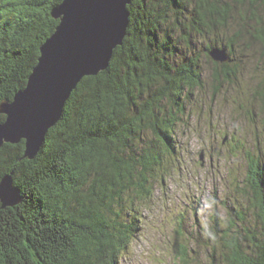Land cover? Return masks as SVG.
<instances>
[{
	"label": "trees",
	"instance_id": "obj_1",
	"mask_svg": "<svg viewBox=\"0 0 264 264\" xmlns=\"http://www.w3.org/2000/svg\"><path fill=\"white\" fill-rule=\"evenodd\" d=\"M62 2L0 0V105L27 85ZM128 8L109 66L82 78L39 151L27 157L25 140L0 147V183L10 174L21 194L15 205L0 200V264H121L141 229L137 203L180 166L177 128H188L185 106L206 82L197 50L212 62L214 94L237 73L231 53L240 40L260 44L264 60V0H132ZM222 49L228 60L215 61L210 51ZM252 89L264 115V76ZM246 159L247 203L228 206L226 225L218 222L210 264H264V149ZM186 241L177 263L190 264L196 251Z\"/></svg>",
	"mask_w": 264,
	"mask_h": 264
},
{
	"label": "rangeland",
	"instance_id": "obj_2",
	"mask_svg": "<svg viewBox=\"0 0 264 264\" xmlns=\"http://www.w3.org/2000/svg\"><path fill=\"white\" fill-rule=\"evenodd\" d=\"M250 40L237 43L231 53L237 73L217 94L212 62L204 48L197 50L206 82L185 106L194 115L187 120L188 128L184 132L183 126L177 128L180 166L164 181L160 177L150 199L137 203L141 229L121 264H183L175 256L181 242L188 245L187 237L196 250L190 264H210L219 239L214 231L218 222L224 225L228 206L245 207L248 199L241 188L248 168L246 154L264 149V115L252 97V88L264 76V60L261 45ZM212 231L211 243L206 236Z\"/></svg>",
	"mask_w": 264,
	"mask_h": 264
},
{
	"label": "water",
	"instance_id": "obj_3",
	"mask_svg": "<svg viewBox=\"0 0 264 264\" xmlns=\"http://www.w3.org/2000/svg\"><path fill=\"white\" fill-rule=\"evenodd\" d=\"M132 0H63L53 9L59 19L53 34L42 44L37 65L25 88L12 101L0 105L6 115L0 123V147L26 141L25 155L33 157L49 129L60 119L66 101L83 77L97 75L109 66L130 23ZM215 61L228 60L226 49L210 51ZM16 129L15 132H10ZM3 207L21 201L10 174L0 183Z\"/></svg>",
	"mask_w": 264,
	"mask_h": 264
},
{
	"label": "snow or ice",
	"instance_id": "obj_4",
	"mask_svg": "<svg viewBox=\"0 0 264 264\" xmlns=\"http://www.w3.org/2000/svg\"><path fill=\"white\" fill-rule=\"evenodd\" d=\"M15 131H16V129L13 128V130L10 132H15ZM3 133H4L3 131H0V135H3Z\"/></svg>",
	"mask_w": 264,
	"mask_h": 264
},
{
	"label": "bare ground",
	"instance_id": "obj_5",
	"mask_svg": "<svg viewBox=\"0 0 264 264\" xmlns=\"http://www.w3.org/2000/svg\"><path fill=\"white\" fill-rule=\"evenodd\" d=\"M174 169V168H173Z\"/></svg>",
	"mask_w": 264,
	"mask_h": 264
}]
</instances>
